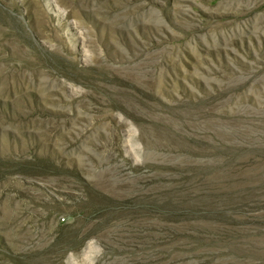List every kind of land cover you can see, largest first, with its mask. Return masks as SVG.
<instances>
[{
	"label": "rangeland",
	"instance_id": "rangeland-1",
	"mask_svg": "<svg viewBox=\"0 0 264 264\" xmlns=\"http://www.w3.org/2000/svg\"><path fill=\"white\" fill-rule=\"evenodd\" d=\"M0 264H264V0H0Z\"/></svg>",
	"mask_w": 264,
	"mask_h": 264
}]
</instances>
